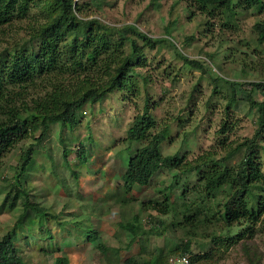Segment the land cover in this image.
<instances>
[{"label": "rangeland", "instance_id": "rangeland-1", "mask_svg": "<svg viewBox=\"0 0 264 264\" xmlns=\"http://www.w3.org/2000/svg\"><path fill=\"white\" fill-rule=\"evenodd\" d=\"M186 1L76 0L84 4L85 13H90L86 19H99L116 28L136 25L152 39L167 40L174 47L165 43L155 50L146 49L148 62L144 72L149 73H144L146 82L140 83L137 96L128 100L123 99L122 92L112 93L96 105L86 106L74 129L54 124L41 141L37 140L38 132L0 160V240L24 211V194L13 209L5 198L15 192L17 166L30 147L34 148L36 158L23 179V189L30 200L36 199L57 216L58 222L70 223L62 230L56 220H51L48 226L58 236V245L53 247L52 243L47 250L43 248L48 239L36 242L33 237L19 236L17 245L28 264H52L65 254L71 264H126L130 258L144 264L154 257L167 259L182 240L192 241L194 255L208 254L195 264H249L247 251H258L259 264H264V212L253 236L245 241L247 251L242 244H236L221 252L214 247L202 248L212 236L222 233V223L208 220L205 213L189 222L179 218L180 222L171 215L162 216L143 208V202H164L170 195L171 201L186 208L205 210L204 196L199 194L203 184L196 173L182 175L163 169L148 186H135L127 203L113 199L120 192L127 168V130L142 113L147 100L157 120L154 133L170 125L169 137L162 145L166 156H193L215 149V144L222 145L221 126L231 122V132L223 146L228 148L217 149L216 153L223 157L226 151H235L227 164L236 165L243 153V149L237 148L256 132L259 111L251 108L249 96L257 102L264 101L263 94L251 85L264 82V43H258L253 27L264 15L253 8L237 16L234 26H224L223 19L221 22L197 12L190 14ZM39 18L37 10H32L26 21L10 27L9 44L24 43L30 27ZM184 58L194 63H187ZM49 90L47 85L29 90L26 102L32 105L30 99ZM79 149L84 153H78ZM262 158L264 164V155ZM263 194L259 187L253 189L252 206ZM222 196L218 195V199ZM135 216L138 225L146 230L158 227L159 221L166 222L165 235L141 236L131 241L132 236L121 224L132 222ZM34 217L32 210H28L22 227L31 229ZM89 225L96 232L92 240L85 233Z\"/></svg>", "mask_w": 264, "mask_h": 264}, {"label": "trees", "instance_id": "trees-1", "mask_svg": "<svg viewBox=\"0 0 264 264\" xmlns=\"http://www.w3.org/2000/svg\"><path fill=\"white\" fill-rule=\"evenodd\" d=\"M186 3V10L190 14L197 12L207 19H219L221 22L223 19L224 26H234L237 16L253 8L264 15V0H187ZM32 10H37L40 16L36 25L30 27L24 43L11 46L7 39L9 28L16 22L26 21ZM84 10V4L80 5L76 0H0V160L20 142L38 132L37 140L41 141L54 124L74 129L86 106L96 105L112 93L122 92L123 99L128 100L137 96L140 83L146 82L144 73H149L147 70L144 72L148 62L146 49L155 50L165 43L174 47L167 40L152 39L136 25L116 28L99 19H86L90 13ZM253 29L258 35V43L263 44L264 16ZM184 60L194 63L186 58ZM39 85L50 86L51 90L39 98L30 99L32 105H29L26 102L27 92ZM251 85L264 96L263 81ZM249 102L251 108L259 111L256 132L252 139L244 140L237 148L243 149L242 158L236 165L230 166L227 160L236 152L228 150L223 157L216 152L217 149L221 151L227 141L231 122L221 126L219 134L224 136L222 145L215 144V149L193 156L187 153L166 156L162 152V145L169 137L170 125L154 133L157 120L147 100L142 113L134 118L127 130L124 140L127 145V168L122 175L120 192L113 199L121 204L127 203L128 195L135 186H148L155 174L163 169L178 171L182 175L196 173L203 184L199 194L204 196L205 210L194 206V210L186 208L182 203L171 201L170 195L166 196L164 202H143V208L162 216L171 215L179 221V218H183L185 222L205 213L208 220L222 223V233L212 236L203 249L214 247L227 252L232 246L242 244L247 251L245 241L253 236L264 212V196L255 206H252L251 198L256 187L264 192V101L257 102L249 96ZM223 148L226 150L228 147ZM78 153H84L83 149H79ZM35 158L33 147L23 153L17 166L15 192L5 198V203L8 202L11 209L18 205L23 194L26 200L23 203L24 211L13 229L0 240V264H28L17 245L19 236L33 237L36 242L48 239L47 247H42L47 250L52 243L53 247L58 245V236L48 226L51 220H56L62 230L70 224L58 222L57 216L36 199L30 200L28 192L23 189V179L33 168ZM218 195H223L222 199H218ZM207 202H211V207L206 205ZM28 210L35 214L30 223L31 229L22 227ZM138 223L139 219L135 216L132 222L121 224L132 236L131 241L141 236L163 237L167 231L166 222L159 221L158 227L147 230ZM85 233L89 240L96 236L90 225L85 228ZM180 242L170 256L187 254L191 264L208 257L206 252L194 255L192 241ZM99 248L103 249V245ZM247 252L248 263L259 264V252ZM166 260L154 257L144 264H164ZM52 264L71 262L65 254L57 257ZM126 264L143 263L130 258Z\"/></svg>", "mask_w": 264, "mask_h": 264}, {"label": "built area", "instance_id": "built-area-1", "mask_svg": "<svg viewBox=\"0 0 264 264\" xmlns=\"http://www.w3.org/2000/svg\"><path fill=\"white\" fill-rule=\"evenodd\" d=\"M164 264H191L190 256L187 254L169 256Z\"/></svg>", "mask_w": 264, "mask_h": 264}]
</instances>
